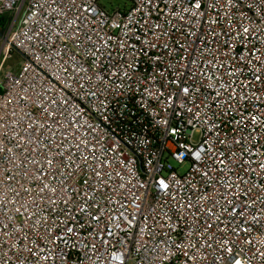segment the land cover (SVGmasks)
<instances>
[{"label": "built area", "instance_id": "built-area-1", "mask_svg": "<svg viewBox=\"0 0 264 264\" xmlns=\"http://www.w3.org/2000/svg\"><path fill=\"white\" fill-rule=\"evenodd\" d=\"M128 2L0 0V264H264V0Z\"/></svg>", "mask_w": 264, "mask_h": 264}, {"label": "rangeland", "instance_id": "rangeland-1", "mask_svg": "<svg viewBox=\"0 0 264 264\" xmlns=\"http://www.w3.org/2000/svg\"><path fill=\"white\" fill-rule=\"evenodd\" d=\"M100 5L105 7L106 9H110L111 7L119 6V7H128V0H100ZM21 17V16H20ZM20 17L15 25V28L19 25ZM1 23V32H0V86L3 81L4 72L7 70H16L19 67V63L21 61L20 54L12 48L10 44V36L5 38V34L7 32V22L10 20L9 16L0 17ZM6 21V22H5ZM187 170V166H183L178 169L179 173H184Z\"/></svg>", "mask_w": 264, "mask_h": 264}, {"label": "trees", "instance_id": "trees-1", "mask_svg": "<svg viewBox=\"0 0 264 264\" xmlns=\"http://www.w3.org/2000/svg\"><path fill=\"white\" fill-rule=\"evenodd\" d=\"M1 23H3V22H2V20L0 18V32H1ZM0 92H1V86H0Z\"/></svg>", "mask_w": 264, "mask_h": 264}]
</instances>
